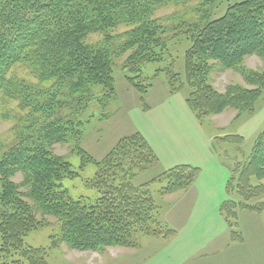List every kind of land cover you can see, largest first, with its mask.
Instances as JSON below:
<instances>
[{"label":"rangeland","instance_id":"374dc122","mask_svg":"<svg viewBox=\"0 0 264 264\" xmlns=\"http://www.w3.org/2000/svg\"><path fill=\"white\" fill-rule=\"evenodd\" d=\"M206 1L141 0L133 13L145 26L139 21L117 23L116 29L104 25L101 34L90 36L89 43L99 42L110 50L114 63L112 95L96 85L91 88L93 96L82 97L88 99L78 106L79 96L71 97L64 85L61 92L68 105L51 113L46 121L16 100L0 99V150L19 139L30 145L42 143L51 155L71 164L75 174L63 179V188L87 205L107 190L101 186L105 180L108 187L145 184L143 189L158 206L153 209L156 220L136 228L124 245L100 252L70 247L61 240L57 219L39 213L45 224L23 238L25 253L21 249L22 254L16 256L21 264H264V175L258 179L245 169L264 131V88L254 111L230 107L206 115L203 122L186 102L193 92L186 75V52L197 27L207 19L222 17L230 5L244 0ZM136 29L137 34L152 33L150 45L157 55L140 66L134 82L128 80L124 69L131 52L117 55L119 47L125 46L127 32ZM109 34L112 41H105ZM209 62L208 74L199 79L201 90L209 94L224 95L238 87L256 90L246 75L264 76L262 55L247 56L238 70ZM22 65H17L14 72L31 77L30 66ZM136 82L145 88L137 89ZM50 85L44 84L46 88ZM40 87L43 85L35 86ZM59 94L57 87L47 91V96H57L56 101ZM62 118L70 128L67 142L46 147V128ZM139 134L154 151L156 163L142 150ZM180 165L199 168L200 173L188 188L183 185L185 189L164 191L170 178L161 174ZM233 171L237 175L244 172L245 176L240 180L236 176L229 184ZM14 181L22 182L23 175L18 174ZM229 200L235 201L232 206L238 212V225L232 229L221 210ZM168 230L174 232L168 234ZM14 254L9 251L5 257L16 259Z\"/></svg>","mask_w":264,"mask_h":264},{"label":"trees","instance_id":"16d2710c","mask_svg":"<svg viewBox=\"0 0 264 264\" xmlns=\"http://www.w3.org/2000/svg\"><path fill=\"white\" fill-rule=\"evenodd\" d=\"M140 2L0 0V99L16 100L22 108L41 114L42 120L46 121L51 113L68 105L61 92L64 85H67L71 97L79 96L76 99L78 106L93 96V86H102L109 95L114 94V63L110 50L99 42L89 43L88 40L93 34H101L104 25L116 29L117 23H142L133 13ZM126 36L125 46L119 47L117 56L131 52L124 69L128 71V80L135 82L139 78L140 66L154 60L157 54L150 45L152 33L140 34L138 31L137 34L136 29L129 30ZM104 40L112 41L111 35H105ZM254 54L264 56V0H244L230 5L222 17L207 19L197 27L186 52V75L193 89L186 102L201 122L206 115L230 107L254 111L255 101L264 88V76L246 75L258 88L251 91L238 87L217 95L203 92L199 86V79L209 72V61L224 69L238 70L243 60ZM20 64L30 66L31 77L14 72ZM34 79L37 83L33 82ZM137 83H134L137 89L145 88ZM40 84L43 87L36 89L35 86ZM44 84L57 87L60 100L56 101L57 96H47L50 88ZM42 91L46 92L42 94ZM53 99L56 102L52 104ZM69 130L64 119H58L46 128L43 142L47 143L46 147L67 142ZM137 137L147 157L156 163L157 157L148 141L140 134ZM40 144L30 145L19 139V142L14 141L0 150L3 154L0 157V264H21L16 256L22 254L23 238L45 224L44 219L38 218L39 213L57 219L61 224V240L70 247L99 252L106 247L124 245L136 228L157 219L153 210H157V203L149 191L143 189L145 184L138 186L133 182L108 187L104 180L101 186L107 190L101 192L95 203L87 205L82 199L72 198L62 185L64 178L75 174L71 164L64 158L51 155ZM245 169L252 172L251 176L263 177L264 131L258 136ZM236 172L233 171L229 184L234 177L239 176L240 180L245 176L244 172L238 175ZM199 173V168L189 165L174 167L161 174V177L168 175L170 178L169 185L163 190L188 188ZM18 174L23 175L20 183L14 181ZM233 204H236L234 200L226 201L221 209L231 229L238 225V212ZM168 232L172 234L174 230ZM9 251L15 253L17 260L5 257Z\"/></svg>","mask_w":264,"mask_h":264}]
</instances>
